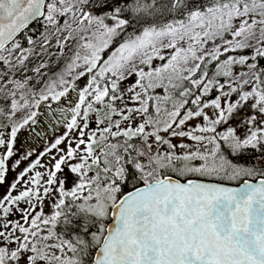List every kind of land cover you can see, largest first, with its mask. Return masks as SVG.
Listing matches in <instances>:
<instances>
[{
	"label": "snow or ice",
	"instance_id": "1",
	"mask_svg": "<svg viewBox=\"0 0 264 264\" xmlns=\"http://www.w3.org/2000/svg\"><path fill=\"white\" fill-rule=\"evenodd\" d=\"M0 264H264V0H0Z\"/></svg>",
	"mask_w": 264,
	"mask_h": 264
},
{
	"label": "flooded vegetation",
	"instance_id": "2",
	"mask_svg": "<svg viewBox=\"0 0 264 264\" xmlns=\"http://www.w3.org/2000/svg\"><path fill=\"white\" fill-rule=\"evenodd\" d=\"M51 119H53V123L52 124H49V123L46 124L45 122H43V124L40 123L41 127L48 129V131L46 133L47 136L51 135L53 133L52 129L55 126L54 118L51 117ZM34 131H38L37 128H34Z\"/></svg>",
	"mask_w": 264,
	"mask_h": 264
},
{
	"label": "rangeland",
	"instance_id": "3",
	"mask_svg": "<svg viewBox=\"0 0 264 264\" xmlns=\"http://www.w3.org/2000/svg\"><path fill=\"white\" fill-rule=\"evenodd\" d=\"M51 51V49H50ZM41 121L45 122L46 124L48 123V119H51V117H49L48 119H46L43 115H41ZM34 128H37L38 131H43L45 128L41 127L40 126V123L38 122V124L36 126H34ZM54 133H52L51 135H48V137H51L53 136ZM20 139L22 140L23 139V135H21Z\"/></svg>",
	"mask_w": 264,
	"mask_h": 264
}]
</instances>
